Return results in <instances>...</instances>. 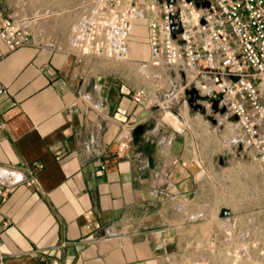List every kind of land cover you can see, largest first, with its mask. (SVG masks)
Here are the masks:
<instances>
[{
    "label": "crops",
    "instance_id": "0c3cea01",
    "mask_svg": "<svg viewBox=\"0 0 264 264\" xmlns=\"http://www.w3.org/2000/svg\"><path fill=\"white\" fill-rule=\"evenodd\" d=\"M136 1L128 61L51 47L34 29L17 50L0 39V165L23 177L0 196V264H176L192 243L215 239L210 210L232 215L256 202L257 183L264 189L251 151L220 153L211 128L223 112L207 105L213 124L185 119L183 129L162 121ZM81 5L49 0L42 11ZM141 88L149 94L137 103Z\"/></svg>",
    "mask_w": 264,
    "mask_h": 264
},
{
    "label": "built area",
    "instance_id": "2783aa9c",
    "mask_svg": "<svg viewBox=\"0 0 264 264\" xmlns=\"http://www.w3.org/2000/svg\"><path fill=\"white\" fill-rule=\"evenodd\" d=\"M141 6L136 0H104L80 24L74 46L81 55L128 61L131 23ZM148 15L149 65L182 76L185 88L200 95H221L244 150L251 151L264 171V0H145ZM0 39L10 50L28 45L31 35L19 21L0 19ZM3 91L0 90V93ZM149 90L133 99L143 103ZM127 147L121 142L120 150ZM23 181L17 170L0 165V196ZM36 185L34 177L27 181ZM264 264V242L252 245ZM246 247L227 255L238 263Z\"/></svg>",
    "mask_w": 264,
    "mask_h": 264
},
{
    "label": "rangeland",
    "instance_id": "374dc122",
    "mask_svg": "<svg viewBox=\"0 0 264 264\" xmlns=\"http://www.w3.org/2000/svg\"><path fill=\"white\" fill-rule=\"evenodd\" d=\"M102 1L104 0H81V8L76 11L43 12L42 9L48 5L49 0H0L6 9V14L19 21L23 29L30 35L34 29L42 42L49 41L48 44L51 47L66 48L71 52L78 50L74 46V39L77 34L74 32L73 25L76 19L81 24L86 22L95 2L102 3ZM138 46L141 49V45ZM148 72L151 74L152 86L161 89L163 93L164 101L159 102L162 104L160 115L166 125L183 129L182 126L186 125L185 119L188 122L192 120L199 123L196 120H201V123L213 124V119L207 118L206 114L202 113V110L207 109L206 106L210 104L201 101L203 108H195L194 105H190L187 89H184L185 81L181 80L177 74L164 68L158 69L152 66ZM166 111L171 114L176 111L179 114H184L185 117H177L176 119L171 116L165 118ZM170 113L167 114L170 115ZM219 122L221 123L213 124L211 130L213 137L220 141V153L229 150L235 151L242 147L231 114L225 111ZM263 194V187L259 188L257 183L256 202L252 203L251 206H238L232 209L234 214L226 218H222L220 210H210L212 215L207 220L209 222L207 232L208 236L211 234L215 239L210 240V242L192 243V247L188 249L185 257L182 256V259L176 264H254L257 254L252 245L264 242ZM241 247H246L247 252L238 263H235V259L227 255V252L230 249Z\"/></svg>",
    "mask_w": 264,
    "mask_h": 264
},
{
    "label": "water",
    "instance_id": "95a60500",
    "mask_svg": "<svg viewBox=\"0 0 264 264\" xmlns=\"http://www.w3.org/2000/svg\"><path fill=\"white\" fill-rule=\"evenodd\" d=\"M162 1V0H160ZM197 2V5H199V2L201 0H195ZM168 2H173V0H168ZM187 94L189 96V104L190 105H194L195 108H201L202 105L201 103H198L199 101L201 102H208L212 109L214 111H220V112H223L225 113L226 109L225 107L221 104V100H222V96L219 94V95H215V96H208V95H205V96H202L200 95V93L198 92V90L196 88H191L190 90L187 91ZM203 108V107H202ZM202 113L205 114V110L203 109L202 110ZM173 114H175L176 116H178L179 118H181V115L179 113H177L176 111H173ZM135 133L136 134H143L145 132V126L143 125H138L136 128H135ZM221 216L223 217H228L231 215V211L230 209L228 208H223L221 211Z\"/></svg>",
    "mask_w": 264,
    "mask_h": 264
},
{
    "label": "bare ground",
    "instance_id": "6f19581e",
    "mask_svg": "<svg viewBox=\"0 0 264 264\" xmlns=\"http://www.w3.org/2000/svg\"><path fill=\"white\" fill-rule=\"evenodd\" d=\"M168 94V93H167ZM175 96V95H174Z\"/></svg>",
    "mask_w": 264,
    "mask_h": 264
},
{
    "label": "flooded vegetation",
    "instance_id": "af4514ba",
    "mask_svg": "<svg viewBox=\"0 0 264 264\" xmlns=\"http://www.w3.org/2000/svg\"><path fill=\"white\" fill-rule=\"evenodd\" d=\"M199 103V102H198Z\"/></svg>",
    "mask_w": 264,
    "mask_h": 264
}]
</instances>
